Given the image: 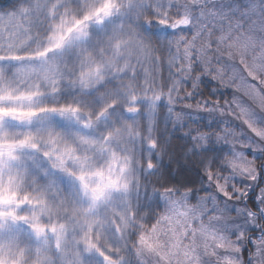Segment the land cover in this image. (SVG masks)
I'll return each mask as SVG.
<instances>
[{"label":"snow or ice","instance_id":"obj_1","mask_svg":"<svg viewBox=\"0 0 264 264\" xmlns=\"http://www.w3.org/2000/svg\"><path fill=\"white\" fill-rule=\"evenodd\" d=\"M0 264H264V0L0 4Z\"/></svg>","mask_w":264,"mask_h":264},{"label":"rangeland","instance_id":"obj_2","mask_svg":"<svg viewBox=\"0 0 264 264\" xmlns=\"http://www.w3.org/2000/svg\"><path fill=\"white\" fill-rule=\"evenodd\" d=\"M9 0H0V4H8Z\"/></svg>","mask_w":264,"mask_h":264}]
</instances>
